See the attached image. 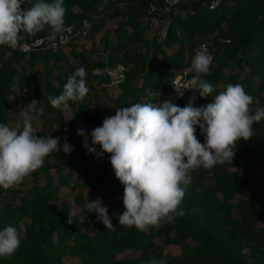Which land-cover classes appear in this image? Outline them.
<instances>
[{"label":"trees","instance_id":"1","mask_svg":"<svg viewBox=\"0 0 264 264\" xmlns=\"http://www.w3.org/2000/svg\"><path fill=\"white\" fill-rule=\"evenodd\" d=\"M214 1L181 0L170 14L161 15L156 29L146 22L154 0H64L65 29H79L84 20L92 24L88 35L77 36L67 52L24 55L0 45V124L9 126L10 99L20 107L31 84L38 90L35 112L48 127L33 134L59 137L61 147L66 139L72 147L68 155L50 154L16 188L0 193V231L13 226L23 232L18 250L0 257V264H147L152 258L167 264H264V120L252 124L248 140L237 142L232 162L191 171L178 209L183 216L145 231L119 224L125 211L124 185L115 177L110 154L83 151L74 132L77 116L103 122L99 110H92L112 88L107 78L93 74L98 67L128 68L115 111L166 99L184 107L172 80L202 45L210 48L214 59L210 74L201 79L215 91L201 97L200 107L212 103L231 83L241 84L254 98L253 114L264 108V0H222L219 7H213ZM109 23L115 24L113 30ZM49 33L45 26L34 35L24 34L20 44ZM89 43L92 50L87 52ZM79 67L86 70L89 92L82 102H69L74 119L68 124L66 109L53 108L47 98L60 95ZM196 137L204 143L199 126ZM67 187L76 195L72 212L58 206ZM97 198L108 209L112 229L85 207L87 200ZM169 246H178L181 253H167ZM128 253L135 256L123 257Z\"/></svg>","mask_w":264,"mask_h":264},{"label":"clouds","instance_id":"2","mask_svg":"<svg viewBox=\"0 0 264 264\" xmlns=\"http://www.w3.org/2000/svg\"><path fill=\"white\" fill-rule=\"evenodd\" d=\"M25 2L30 7L22 9ZM65 11L64 0H38L34 4L31 0H0V45L16 50L21 47L24 34L34 35L45 26L50 29V38L55 39L65 31ZM211 64L212 57L206 51L197 50L192 58L195 75L187 89L198 90L202 98L215 91L201 79L210 74ZM88 92L86 70L79 67L68 76L62 93L47 99L53 108L62 110L69 107L70 101L82 102ZM195 99V95L190 97L184 107L166 99L158 104L134 103L118 108L114 116L105 118L102 126L92 130V147L84 130H77L89 153H96L95 146L99 145V155L110 154L115 177L124 185L121 226L145 231L149 226L158 228L161 222L172 223L177 216H183V210L178 209L185 188L191 183V171L232 162L237 142L241 138L248 140L252 124L264 120V108H256L252 113L250 105L254 98L241 84H228L212 103L202 107L194 106ZM37 104L33 100L22 111V130L20 125L10 128L0 124V187L4 190L23 182L50 154L63 151L68 155L72 151L66 139L61 147L59 137L33 134L32 121L36 117L29 112H35ZM197 126L204 135V143L196 137ZM85 207L88 212H95L107 229L113 228L102 199L87 200ZM20 244L15 227L0 231V257L12 256ZM147 264H167V260L152 258Z\"/></svg>","mask_w":264,"mask_h":264},{"label":"built area","instance_id":"3","mask_svg":"<svg viewBox=\"0 0 264 264\" xmlns=\"http://www.w3.org/2000/svg\"><path fill=\"white\" fill-rule=\"evenodd\" d=\"M181 0H154L151 3L148 9V18L149 24L153 28H160L162 24L161 15H168L172 12L174 7L180 3ZM222 0H215L213 2V7H219ZM92 29V24L84 20L81 23V27L76 29L75 26H69L65 29L62 34H59L55 39L50 38L49 36H42L38 38H33L28 42L22 43L21 47L16 49L24 55H28L32 52L42 50L46 53H57L59 51H66L70 44L77 36H86ZM90 44L85 46V51H91ZM197 50L206 51L212 57V63L214 56L207 45H202ZM99 54H102L100 50ZM196 54V53H195ZM212 65V64H211ZM211 67V66H210ZM128 73V68L123 64H118L114 67L101 68L98 67L94 69L93 74L99 78H107L109 81V87L118 90L121 85L126 81ZM195 75L194 70L191 69V64L183 69L181 73L172 80V86L177 97L184 103L186 106L189 102L190 97L195 95V107L201 106V97L198 90L187 89L190 84L189 81ZM183 94V95H182ZM182 95V96H181ZM103 122L92 123L84 117L77 116L74 119V132L78 140V147L83 151L89 153L87 149L83 146L84 138L77 135L78 129H83L88 137V145L92 147L91 143V132L94 128L102 126ZM96 153H89L92 155H97L101 152L100 146L96 145ZM105 154V153H104Z\"/></svg>","mask_w":264,"mask_h":264},{"label":"rangeland","instance_id":"4","mask_svg":"<svg viewBox=\"0 0 264 264\" xmlns=\"http://www.w3.org/2000/svg\"><path fill=\"white\" fill-rule=\"evenodd\" d=\"M146 22H147V24H149L148 20ZM108 27L111 30H113L115 28V24L109 23ZM154 32L155 31L152 30L147 35H152ZM89 44L91 46V43H89ZM120 90L121 89H118V90L107 89L106 90L107 94L105 93L100 97V107H97V108L94 107V109L92 110V111L97 110V109L99 110V112L101 114V119H100L101 121H104L105 118L110 117V116H114L116 114V111H115L116 100L115 99L118 97ZM27 103H25V105H27ZM13 109H14V105L11 106V112L13 111ZM30 116H32V115H30ZM9 117H10L9 118L10 127L11 126L16 127L17 125H20L21 126L20 128H22L23 115L21 114V111H19V109H17L16 111H13L11 113V116H9ZM73 119H74V115H73L72 111L69 108H67L66 109V120H67L68 124L72 123ZM32 125H33L34 131H42V130L48 129V127L45 128L43 126V122L38 117H36V119H34L32 121ZM16 187H17V185H15L12 188H9L8 190L14 189ZM1 190H3V191H1ZM0 193L3 195L7 194L6 190H4L2 187H0ZM75 196H76L75 192L73 193V191H71V189H69L68 187L64 188L61 192V195H60L61 198H60V201L58 203V206L61 209H64L65 211H67V210L68 211L70 210L71 212H72V210L75 211L76 210V206L74 204ZM18 233H19L20 239L23 238V234H22L23 232L18 231ZM165 250L167 253H173V254H180L181 253V250L178 246H169V247H166ZM124 256L133 257L135 255L133 253H128V254L123 255V257Z\"/></svg>","mask_w":264,"mask_h":264},{"label":"crops","instance_id":"5","mask_svg":"<svg viewBox=\"0 0 264 264\" xmlns=\"http://www.w3.org/2000/svg\"><path fill=\"white\" fill-rule=\"evenodd\" d=\"M69 50V48L67 49V51ZM67 51H65V52H67ZM38 67H40V65H37ZM38 67H37V69H38ZM28 97L27 96H25V97H23V100H22V104L20 105V107H18V106H16V103H15V101H14V99L12 98V99H10V110H11V106L12 105H14V109H13V111H16L17 109H19V111H21V114H22V111L33 101V100H35L36 101V94L38 93V90L37 89H34L33 87H32V85L30 84V85H28ZM12 101V102H11ZM28 102V103H27ZM25 103H27V105H25ZM12 111V112H13ZM11 111H10V114H9V116H11V113H12ZM29 115H32V116H36V117H38L39 119H40V117L37 115V113L36 112H29ZM9 123H10V120H9ZM9 127H10V125H9ZM12 127H14V126H11V128ZM20 129H22V128H20Z\"/></svg>","mask_w":264,"mask_h":264}]
</instances>
